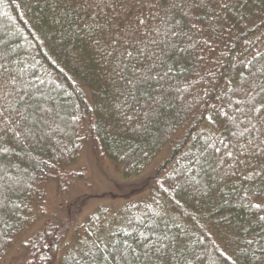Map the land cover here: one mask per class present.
<instances>
[{"label":"trees","instance_id":"16d2710c","mask_svg":"<svg viewBox=\"0 0 264 264\" xmlns=\"http://www.w3.org/2000/svg\"><path fill=\"white\" fill-rule=\"evenodd\" d=\"M258 121L264 0H0V264H264Z\"/></svg>","mask_w":264,"mask_h":264},{"label":"rangeland","instance_id":"374dc122","mask_svg":"<svg viewBox=\"0 0 264 264\" xmlns=\"http://www.w3.org/2000/svg\"><path fill=\"white\" fill-rule=\"evenodd\" d=\"M92 167L89 168V177L90 182L92 186L94 187V192L97 197L102 198L106 197L107 201L99 202L97 204H93L95 202H91L89 206L84 210V213L82 214L84 216L90 214L96 207H118L121 203L120 201H114L112 199H117L119 197H122L124 195H128L130 193H122L125 189V187L122 185V181L120 180V177L116 176L113 173V170L110 169H100L98 166L94 165L91 160L88 161ZM82 163H85L84 159ZM81 164L80 166H82ZM78 166V167H80ZM127 188V187H126ZM127 190V189H125ZM132 195H135L133 193ZM91 205V206H90ZM18 255L17 250H14L11 255L8 258V261L6 264H14L16 260V256Z\"/></svg>","mask_w":264,"mask_h":264},{"label":"snow or ice","instance_id":"6c2138e0","mask_svg":"<svg viewBox=\"0 0 264 264\" xmlns=\"http://www.w3.org/2000/svg\"><path fill=\"white\" fill-rule=\"evenodd\" d=\"M167 16H168V13L165 12L164 13V16L162 17H158V19L160 20L161 24H165V26H167L168 24H171L172 27L171 28H168L167 32L164 33V39L167 40L168 37L170 36H173V35H178L179 33L175 32V23L174 21H168L167 20ZM140 23H143V21H140ZM152 32L153 34L159 36L161 35V29L159 28V26H155L153 27L152 29ZM154 43L156 41H153ZM166 46H171V44L169 43L168 45ZM169 71H171V69H169ZM156 77H159L160 80H163L164 78V74H161V73H156L155 75H152V72H151V67L149 69V72L147 74H144L141 76V79L146 81V80H151V79H155ZM163 88V85H161V89ZM163 95L162 91H161V96ZM152 101H155V103H159L160 101L159 100H156V98H151ZM253 111H255V108L252 109ZM152 111V107H151V103L149 104V112L145 113L146 115H149ZM252 119H256V117H252ZM258 122H261V121H258ZM262 123V127H264V122H261ZM248 125H251V120L248 121V123L245 125V128L247 129L248 128ZM251 128L252 130H255V125H251ZM234 135H236L237 137H239L240 135H243V133H235ZM248 135H251V132L249 131L248 132ZM237 143H239V140L237 141ZM218 151V150H217Z\"/></svg>","mask_w":264,"mask_h":264}]
</instances>
